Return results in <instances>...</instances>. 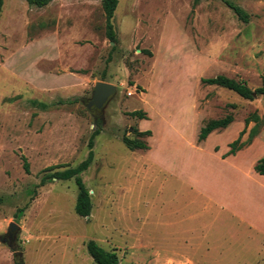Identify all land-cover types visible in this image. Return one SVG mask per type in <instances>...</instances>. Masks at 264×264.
I'll return each instance as SVG.
<instances>
[{"label": "rangeland", "instance_id": "374dc122", "mask_svg": "<svg viewBox=\"0 0 264 264\" xmlns=\"http://www.w3.org/2000/svg\"><path fill=\"white\" fill-rule=\"evenodd\" d=\"M112 24L116 43L96 0L43 8L3 0L0 264H94L90 240L115 251L119 264H178L163 253L170 232L198 245L201 264H264V180L248 171L247 158L239 170L212 158L235 131L228 151L242 131L239 151L254 142L245 155L264 151V96L249 101L201 84L223 75L262 86L264 0H118ZM98 81L116 91L102 109L88 110ZM228 115V128L198 142L201 127ZM135 129L151 132L141 138L149 150L122 143L137 137ZM95 131L93 161L81 174L92 210L82 218L74 179L41 181L84 161ZM191 184L216 186L215 196L245 209L260 230L220 208L209 214ZM183 219L194 224L179 233Z\"/></svg>", "mask_w": 264, "mask_h": 264}, {"label": "trees", "instance_id": "16d2710c", "mask_svg": "<svg viewBox=\"0 0 264 264\" xmlns=\"http://www.w3.org/2000/svg\"><path fill=\"white\" fill-rule=\"evenodd\" d=\"M101 4L102 12L105 18V35L110 42L116 43L117 36L112 24V19L114 17V13L118 6V0H96ZM28 6L43 8L47 6L51 0H25ZM224 3L234 12V14L238 17L239 20L246 23L247 22V14L238 6L233 5L228 1H224ZM3 7V0H0V14ZM79 73H83L79 71ZM201 84L206 86H216L228 91H231L241 97L242 99L252 101L259 96H264V82L262 86L251 89L244 82L236 81L234 79L227 78L223 75L216 76L214 78H203L201 79ZM44 106V105H43ZM131 116L139 117L141 120L145 119V114L140 111H134L130 113ZM234 121L233 117L228 115L222 119L211 120L205 126L201 127L200 132L198 134V142H203L206 138L215 131H220L226 129L230 124ZM248 120L245 121V125L247 126ZM134 133L137 135L134 139H129L127 137L122 138V143L125 145L127 149L130 151H147L149 150L148 144L143 141L141 138L150 137V131H139L138 129L134 130ZM98 134V131L92 133V139L89 141V152L84 161H82L78 166L74 168H69L64 171H56L51 174H47L42 178L41 183L44 184L46 181H68L74 179V183L78 189V194L74 206V212L77 216L82 218H87L91 214L92 204L89 196V191L85 187L81 174L84 173L90 164L93 161V151L92 140ZM243 134V131L240 133L239 138L232 142L230 146V150L225 156L234 155L237 151L241 149L242 144H240V137ZM255 137V134H252L250 137V141ZM250 144V143H248ZM25 162V161H24ZM254 171L258 175H264V157L257 161L254 166ZM24 170L26 173H29L28 164L24 163ZM51 168H48L47 171H51ZM21 214L22 211H19ZM86 251L90 256L92 262L94 264H119V259L115 251H107L100 247L95 241L90 240L86 244ZM15 264H22L21 262H16Z\"/></svg>", "mask_w": 264, "mask_h": 264}, {"label": "crops", "instance_id": "0c3cea01", "mask_svg": "<svg viewBox=\"0 0 264 264\" xmlns=\"http://www.w3.org/2000/svg\"><path fill=\"white\" fill-rule=\"evenodd\" d=\"M145 104H147V103L145 102ZM216 132L217 131H215L211 134L215 133V136H216L217 135ZM236 134H237V131H235L233 134H231L229 136L230 140H225L223 142V150L224 151L219 153V152H216L214 150L215 152L212 153V158L217 163H220L221 165L233 167L236 170H239V168L237 167V163L239 162V160H243V159L247 158L249 161L248 162V171H249V170L254 168L258 159L260 160L261 158L264 157V151L262 153H260V151H259V153L255 154L254 157L245 155L247 151H250L252 148L257 146V142H254L252 145H250L245 150H241V151H238L234 155H229V156L224 157V155L227 154V152H228V149L226 146L227 142L230 143L235 138ZM219 136H221V135H219ZM216 145L217 144L214 145V148L216 147ZM260 177L264 180V175H260ZM189 187L193 190V192H195L202 199H204L205 208H206V210H208L209 214H212V208L215 210L220 208V209L224 210L226 213H229L232 216V218H236V220L238 222H240L242 224L246 223L250 228L257 229L258 227H260V225L258 223H256V221L251 220L250 216L245 212V209H240L238 207L231 205L230 203L227 204V203L221 201L222 199L215 196L214 192L216 191L215 190L216 186H214V185L209 186L207 184H201V185L200 184H191ZM193 224L194 223H193V221H191V219L181 220L179 223V228H178L179 233H181L185 229L186 230L190 229ZM169 226L171 227V223H169ZM170 233L171 234H166L163 238L165 240L164 246L162 247L164 255H168L171 257H174V256L178 257V260H177L178 264H201L202 263V262H200L201 260L197 257V255L199 254V250H200L197 248L198 245L192 244V240L189 238H186V237L174 238L173 237L174 235H172V232H170ZM176 239L179 240V243ZM150 240H156L155 236L151 235Z\"/></svg>", "mask_w": 264, "mask_h": 264}, {"label": "water", "instance_id": "95a60500", "mask_svg": "<svg viewBox=\"0 0 264 264\" xmlns=\"http://www.w3.org/2000/svg\"><path fill=\"white\" fill-rule=\"evenodd\" d=\"M116 88L113 85L98 81L94 85L93 95L88 102L86 108L90 110L92 107L95 109H102L108 102L110 97L115 93ZM16 226L11 225L10 231H15Z\"/></svg>", "mask_w": 264, "mask_h": 264}]
</instances>
